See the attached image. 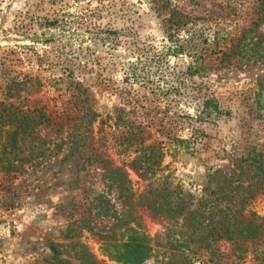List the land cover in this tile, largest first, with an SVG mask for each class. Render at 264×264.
<instances>
[{
  "label": "rangeland",
  "instance_id": "1",
  "mask_svg": "<svg viewBox=\"0 0 264 264\" xmlns=\"http://www.w3.org/2000/svg\"><path fill=\"white\" fill-rule=\"evenodd\" d=\"M257 3L0 0V112L9 104L44 108L65 121L58 139L45 127L40 139L21 135L8 154L17 170L0 176V264L51 260L52 245L64 264H84L85 253L108 261L99 233L119 237L133 225L127 208L152 237L154 256L144 264L169 255L171 225L138 203L146 182L128 169L135 193L128 207L125 186L103 180L77 140L102 137L97 146L122 165L127 155L117 150L129 121L164 147L158 176H170L175 199L193 208L200 197L217 198L264 217V21L248 30ZM236 44L244 54L223 58ZM78 83L86 94L75 102ZM211 98L218 111L206 108ZM68 115L78 117L76 132L66 129ZM214 246L232 264V245ZM186 253L195 264H213L206 246ZM247 262L264 264V256Z\"/></svg>",
  "mask_w": 264,
  "mask_h": 264
},
{
  "label": "trees",
  "instance_id": "2",
  "mask_svg": "<svg viewBox=\"0 0 264 264\" xmlns=\"http://www.w3.org/2000/svg\"><path fill=\"white\" fill-rule=\"evenodd\" d=\"M255 14L257 17L252 21V26L248 30H255L264 21V0H257ZM246 48L241 44L233 45L229 52H224L223 58L231 55L244 54ZM245 50V51H244ZM75 102L83 99L86 90L82 89L81 84L76 85ZM215 99L205 101L206 108L214 106L218 111L219 106ZM78 105V103H76ZM82 118L88 112L79 109ZM90 119H95L98 115L93 111ZM68 126L79 130L76 126L78 117L66 118ZM8 127L7 131L4 129ZM49 127L54 130L55 139L59 138L62 130L65 128V121H54L44 108H35L33 110L24 109L14 104L5 105L0 112V176L2 172L11 174L16 171L13 159L8 154L14 152L19 147V137L31 136L33 139H40L39 132L42 128ZM65 129V130H66ZM151 132L147 131L145 126L135 124L129 121L128 127L124 128L120 134V141L125 147L119 154L125 153L127 157L122 160V165H116L112 153L107 150L102 151L97 146V137L94 135L79 133V144L89 147L87 157L88 164H98L104 171L103 180L119 181L126 188L127 206L132 205L131 197L135 196L132 190V180L128 169L134 170L139 177L146 182L145 190L139 195V204L146 205L154 216L167 220L171 228H168L170 238L168 251L169 255L161 260L159 264H195L186 251L195 250V247L206 246L211 252V261L213 264H227L224 254L220 247L214 244L227 242L232 245L228 256L233 258L232 264H248V256H264V217L256 212H250L248 216L244 214V206L228 205L224 206L217 201V198L207 199L200 197L194 203L187 204L184 200L175 199L173 195L177 188L172 187L170 176L161 174L163 171L164 147L160 143L147 140ZM78 136V135H77ZM130 208L123 210L125 217L132 222L124 226V231L119 237L116 235L100 234L101 253L107 257V260H98L93 254L85 253L84 264H144L154 256V247L152 237L144 229L139 217L133 216ZM129 220V221H130ZM130 221V222H131ZM207 221V228L202 235H197L203 224ZM86 229L94 231V225L87 221ZM179 230V231H178ZM70 234V233H69ZM70 236V235H69ZM73 236V235H72ZM77 244H80L79 242ZM54 258L51 260L43 259L38 264H64L60 259L55 245L51 246Z\"/></svg>",
  "mask_w": 264,
  "mask_h": 264
}]
</instances>
